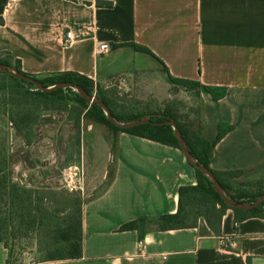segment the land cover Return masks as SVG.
Returning a JSON list of instances; mask_svg holds the SVG:
<instances>
[{"label":"crops","instance_id":"1","mask_svg":"<svg viewBox=\"0 0 264 264\" xmlns=\"http://www.w3.org/2000/svg\"><path fill=\"white\" fill-rule=\"evenodd\" d=\"M0 56L41 79L76 73L95 82L161 67L167 77L226 88L218 101L197 90L204 138L212 143L220 124L232 126L211 168L242 171L239 183L264 181V0H0ZM197 183L181 150L121 132L111 180L83 203L82 257L37 264H264V218L236 222L231 209L217 232L203 217L191 228L122 231L175 214L180 188ZM0 264H8L2 243Z\"/></svg>","mask_w":264,"mask_h":264},{"label":"rangeland","instance_id":"2","mask_svg":"<svg viewBox=\"0 0 264 264\" xmlns=\"http://www.w3.org/2000/svg\"><path fill=\"white\" fill-rule=\"evenodd\" d=\"M197 90L171 83L157 67L97 80L92 95L105 99L123 122L168 115L199 150L198 139L205 138ZM78 95L68 88L52 96L37 95L32 86L0 71V174L12 172L13 178L0 193L1 235L9 264H37L55 254L60 248L56 228L77 217L84 201L103 191L113 176L121 131L88 115L92 103L80 102ZM226 181L233 195L245 191L235 179ZM13 186L25 204L39 206L42 221L12 213L21 204L10 205ZM257 187L246 191L256 192Z\"/></svg>","mask_w":264,"mask_h":264},{"label":"trees","instance_id":"3","mask_svg":"<svg viewBox=\"0 0 264 264\" xmlns=\"http://www.w3.org/2000/svg\"><path fill=\"white\" fill-rule=\"evenodd\" d=\"M97 6L110 8L112 7V3L98 1ZM125 45L133 47L138 52H144V53L154 56V54L150 50L138 44L128 43ZM0 63L9 66V63L6 60H4L1 56H0ZM161 64L163 63L161 62ZM13 68H15L20 73L26 74L21 70L20 61H17V64ZM167 71L168 70L165 68V72ZM8 76L12 80L20 81L22 83L32 86L36 90L37 95L52 96V95H56L62 92L63 90H65V89H60L57 91H53L51 93L41 92L38 88L35 87L34 84L27 83L25 81L19 80L10 75ZM168 79L173 84L182 85L189 89L191 88L200 89L201 91L210 94L212 98L214 99V101H218L221 98H224L227 94L226 88L201 86L198 82L173 78L171 75L168 76ZM39 81L46 87H50V86H53L59 83L68 82V83H71L73 86H80L88 94H92L93 86H94L93 80L87 77H84L80 74H76V73H64V74H58V75H51L43 79H40ZM68 89L72 90L74 88H68ZM77 98L82 103H86V101H88L80 95H78ZM98 99L103 100L105 104L110 108L114 117L118 121L123 122V119H121V117L115 114V112L111 109L109 103L105 99L103 98H98ZM90 114H92V116L95 117L96 119H99L101 121H106L107 123L111 125L112 128L116 130L131 134L137 137H141V138H144L150 141H154V142L166 145V146L174 147L180 150L178 138L175 136V132L173 128L168 125L155 124V122L167 121L168 118H171L168 115L149 117L151 122L148 124L136 126L131 129H120L116 127L115 125H113L107 119L103 108H101L99 105L92 104V108L88 111V115ZM143 118L144 117H139L136 119L129 120V122L140 120ZM177 125L180 128L183 134V137L187 143V146L190 149L191 153L193 154L196 162L204 165L206 168L212 171V173L217 177L218 181L220 182V184L222 185V187L224 188V191L226 192L228 196L232 197L233 199L241 203H253L260 196L264 194V187L262 186L263 182L255 181V182L239 183V185L242 186L245 191L237 195H233L229 191L230 187L227 184L228 182L226 181V178H233V179L239 178L240 175L242 174V171H231V172H221L220 173V172L214 171L211 168L213 149L215 145L217 144V142L220 141L224 137V135H226L229 131L232 130V126H226V125L220 124L219 129H218V135L216 139L214 140V142L211 143L206 139L205 140L198 139V147H199L198 149L199 150H195L191 147L190 143L188 142L187 134L185 133V131L182 129V127L178 123ZM194 169L197 174L198 183L195 186H184L180 188L179 208L175 214L163 215L157 218L141 217L135 221H132L124 225L121 228L122 231L135 230L140 227H147L149 224H156L158 226L157 229L159 230L191 228V227H195L197 225L198 219L203 217L206 219L209 226L214 231L217 232L221 225L223 216L228 209H231L234 211L236 222L243 221L250 217L264 218V203L261 206L255 209H252V210H241V209L231 208L222 200L221 196L215 190L210 179L198 169L196 168ZM12 179H13L12 172L0 174V193L2 189L6 188L5 184L7 183V181L8 180L11 181ZM256 186H258L257 187L258 191L256 192L246 191V188L248 187L253 188ZM13 188L14 189H12V194L10 198L11 199L10 205H12L13 207V204L15 201H19L21 204L17 205L16 211L12 213L13 214L21 213L22 216L27 215L29 217H33L32 219L34 222H36L37 220L42 221L43 219L41 217L39 218V213H40L39 206H36V207L33 206L32 202H27V204H25L26 200H23L22 194L18 193V188L16 186H13ZM25 194H27L26 191H24V195ZM55 231H56L55 232L56 233L55 243L56 245H59L57 247H60V248H56L55 254H52L45 261L81 258L83 255V206L82 208L79 209V214L77 217L75 216L69 217L67 219V224H65V226H58ZM1 232H2V228H1V220H0V243L3 244ZM5 248L7 249L6 246ZM60 250L62 252L58 253ZM8 264H9V253H8Z\"/></svg>","mask_w":264,"mask_h":264},{"label":"water","instance_id":"4","mask_svg":"<svg viewBox=\"0 0 264 264\" xmlns=\"http://www.w3.org/2000/svg\"><path fill=\"white\" fill-rule=\"evenodd\" d=\"M0 71L3 73H6L10 76H13L19 80L25 81L27 83H31L34 84L36 88H38L41 92H46V93H51L53 91H57L60 89H65V88H74L80 96H82L83 98H85L86 100H88L89 102H91L92 104H97L99 105L101 108H103L107 119L116 127L120 128V129H131L134 128L136 126H140L143 124H148L151 122L150 118L145 117L143 119L140 120H135L132 122H121L118 121L114 115L112 114L110 108L105 104V102L103 100L97 99L95 96H93L92 94H88L84 89H82L80 86H73L71 83H59L50 87H46L44 86L39 80H37L36 78L20 73L18 72L15 68L11 67V66H7L4 64L0 63ZM155 124H159V125H168L171 126L175 132V136L178 138V142H179V147L180 150L183 152L184 156L186 157L187 161L196 169H198L199 171H201L203 174H205L210 181L212 182L215 190L217 191V193L221 196L222 200L231 208H235V209H241V210H252L255 209L259 206H261L264 203V194L262 196H260L255 202L253 203H241L238 202L237 200L233 199L232 197L228 196L226 194V192L224 191V188L222 187V185L220 184V182L218 181L217 177L212 173V171H210L208 168H206L204 165L196 162L193 154L191 153L190 149L187 146V143L183 137V134L180 130V128L178 127L176 121L172 118H168L167 121L165 122H155Z\"/></svg>","mask_w":264,"mask_h":264},{"label":"built area","instance_id":"5","mask_svg":"<svg viewBox=\"0 0 264 264\" xmlns=\"http://www.w3.org/2000/svg\"><path fill=\"white\" fill-rule=\"evenodd\" d=\"M73 39L74 38H73L72 32H70V31L67 32L66 35H65L64 45L65 46L71 45L72 42H73ZM101 50H102V52H108L110 50V47L107 46V45H102L101 46ZM224 244L227 246L226 243H224ZM229 245L232 246V243H229Z\"/></svg>","mask_w":264,"mask_h":264}]
</instances>
